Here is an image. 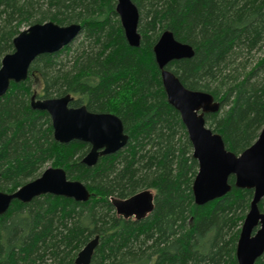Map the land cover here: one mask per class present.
<instances>
[{"label": "trees", "instance_id": "1", "mask_svg": "<svg viewBox=\"0 0 264 264\" xmlns=\"http://www.w3.org/2000/svg\"><path fill=\"white\" fill-rule=\"evenodd\" d=\"M140 12L139 47L131 46L116 12L117 0H0V64L13 40L34 23H80L83 40L73 63L40 54L28 78L0 97V190L13 192L37 178L51 161L90 190L86 202L45 194L14 200L0 214V264H76L96 235L90 264H239L236 247L253 197L235 187L204 205L194 201L198 162L179 111L167 100L154 45L164 30L194 48L170 68L189 89L220 102L206 123L226 147L241 153L264 125V56L247 70L243 55L264 45V0H132ZM79 34V35H80ZM66 53V54H67ZM70 93L71 106L120 117L129 140L121 150L82 162L88 142L59 143L50 115L30 104ZM153 189L154 208L135 219L118 215L113 199ZM264 212V198L259 204ZM255 264H264V254Z\"/></svg>", "mask_w": 264, "mask_h": 264}, {"label": "water", "instance_id": "2", "mask_svg": "<svg viewBox=\"0 0 264 264\" xmlns=\"http://www.w3.org/2000/svg\"><path fill=\"white\" fill-rule=\"evenodd\" d=\"M116 12L125 37L131 46L139 47L140 12L132 0H117ZM80 23L60 25L53 21L34 23L21 30L14 38V50L5 54L0 64V97L11 84L25 81L35 58L44 53H55L69 45L81 32ZM194 48L177 40L170 30H164L154 45L155 61L160 69L168 102L176 108L186 127L198 162L192 190L197 205H204L229 193L230 176L235 187L252 189L253 197L243 221L236 247L239 264H255L264 254V212L260 202L264 198V125L257 139L241 153L229 150L223 137L206 123L205 114L216 113L220 102L213 94L187 88L170 69L171 61L191 58ZM74 97L67 93L59 97H30L31 107L49 113L53 137L59 143L73 140L88 142L90 148L82 162L94 166L100 157L124 148L129 140L122 120L111 112H93L85 104L71 106ZM45 194L86 202L91 197L89 188L79 180L69 179L62 167L49 166L37 178L28 181L13 192L0 190V214L8 211L14 200L24 203ZM118 215L140 219L154 208V194L141 190L125 199H113ZM99 244L96 235L78 252L76 264H90Z\"/></svg>", "mask_w": 264, "mask_h": 264}, {"label": "rangeland", "instance_id": "3", "mask_svg": "<svg viewBox=\"0 0 264 264\" xmlns=\"http://www.w3.org/2000/svg\"><path fill=\"white\" fill-rule=\"evenodd\" d=\"M28 26H24L23 29L27 28ZM22 29V30H23ZM83 40V36L82 34L78 35L70 44H72V49L69 52V54L67 52H65L62 57L66 56V59L64 60V62L67 64V66H70L73 63V59H74V50L76 49V47L79 45V43ZM67 53V54H66ZM264 56V45H262L261 47H259L256 50H253L252 52H250L249 54H245L243 55V59L242 62H246L247 63V70H249L250 68L254 67L256 65V63L258 62L259 58L261 59V57ZM3 58V57H2ZM260 77L264 78V69L262 71H260ZM36 92L38 95L42 94V88H41V83L39 82V80H35L32 83V94ZM42 97V96H41ZM49 166H51V161H49L46 165L45 168H48ZM43 170V171H44ZM42 171V172H43ZM151 192L153 194H155V190L150 189ZM134 218V217H133ZM77 256V255H76Z\"/></svg>", "mask_w": 264, "mask_h": 264}]
</instances>
